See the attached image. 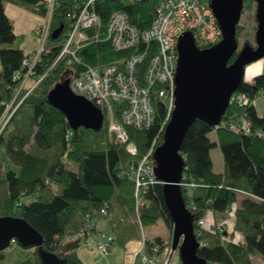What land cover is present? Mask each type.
I'll list each match as a JSON object with an SVG mask.
<instances>
[{
  "label": "trees",
  "instance_id": "16d2710c",
  "mask_svg": "<svg viewBox=\"0 0 264 264\" xmlns=\"http://www.w3.org/2000/svg\"><path fill=\"white\" fill-rule=\"evenodd\" d=\"M158 1L96 0L94 10L103 28L112 13L123 11L132 24L144 30L155 18ZM5 3L31 13H48L44 0H0V121L21 83L14 76L22 71V62L29 55L13 46L19 35L6 13ZM75 10L74 0H55L51 35L35 77L46 72L47 75L23 101H17V107L13 105V115L0 127V217L24 219L41 234L44 249L65 259V264H84L78 255L81 240L66 242L65 239L90 222L106 219L101 215L104 208L112 215L109 223L113 239L122 245L142 238L141 227L150 228L162 222L166 227L163 234L153 237L145 234L144 255L157 261L159 254L170 252L171 240L166 242L164 238L168 232L171 235L173 232L163 193L164 183L157 180L144 187L140 194L141 205L137 206L135 181L129 169L147 154L155 140L158 145L162 144L165 104L153 98L151 127L127 128L138 147L137 155L128 153L125 145L117 143L109 132L105 109H102L104 122L100 130L71 127L66 115L50 103L48 95L60 82L68 80L72 84L69 69L62 64L50 67L72 26L68 13ZM256 10L255 0H245L243 13H254L255 33ZM243 28L240 22L238 41ZM55 31H59L56 38L52 36ZM128 53L130 50L117 51L111 40L105 39L94 41L80 51L83 63L99 69L121 64L122 57ZM237 54L235 52L229 63ZM148 61L145 60L143 67ZM263 93L264 73L256 75L251 82L243 81L232 96L220 126L216 128L197 119L181 146L186 162L183 195L202 244L198 256L208 264H256L253 257L264 262V114L260 115L254 104ZM240 95L246 97V102H238ZM114 108L119 116L118 104L115 103ZM243 117L250 120L251 133L239 128ZM232 123L238 128L232 129ZM259 131L263 135H258ZM214 148H219L223 156L221 173L213 169L211 151ZM149 162L155 165L153 155ZM32 195L34 200L24 201L26 196ZM209 212L216 217V229L199 225ZM229 222L233 224L231 232L227 227ZM237 235L241 236L240 240H236ZM156 248H160V252H156ZM0 259L9 260V264H41L38 248H23L17 242L0 252ZM175 262L182 264L180 259ZM135 264L154 263H143L138 257Z\"/></svg>",
  "mask_w": 264,
  "mask_h": 264
},
{
  "label": "built area",
  "instance_id": "2783aa9c",
  "mask_svg": "<svg viewBox=\"0 0 264 264\" xmlns=\"http://www.w3.org/2000/svg\"><path fill=\"white\" fill-rule=\"evenodd\" d=\"M74 1L77 10L68 13L73 20L72 26L50 69L59 64L69 69V76L72 77V90L78 95L87 97L101 109H105L109 132L114 135L117 143L125 145L128 153L137 155L138 147L131 140L127 128L131 126L141 130L153 125V98L162 100L165 104L166 117L162 124V131H165L175 108L179 36L184 32H192L196 45L200 49L211 47L222 38V30L211 8L212 0H159L155 18L144 30L132 24L128 14L123 11L112 13L107 26L103 28L101 18L94 10L96 0ZM130 1L142 2L144 0ZM54 5L55 0L48 3V13L37 29L40 46L23 60L22 71L14 76V79L21 83L0 121L2 128L15 111L13 105L16 106L18 102L23 101L22 98L29 95L47 75L46 72L41 77H35L37 65L43 60L42 55L51 35ZM104 39L111 40L117 51L130 50V53L122 57L121 64H110L103 69L83 63L84 57L80 51L92 42ZM146 59L149 61L143 67ZM32 78H34V83L28 88L26 83ZM237 100L239 103H244L246 97L240 95ZM115 103L120 109L119 116L115 112ZM231 128L237 129L238 126L232 123ZM239 128L245 133H251L250 120L243 117ZM258 135L263 134L259 131ZM158 146L155 140L147 154L137 164H132L129 169L135 181L137 206L141 205L142 189L157 181L154 174L155 165L149 160ZM101 215L108 221L112 219V215L105 208L101 210ZM199 225L205 227V220H201ZM216 228L217 226L214 225L210 229ZM94 232H96V224L90 222L77 233L68 235L65 241L82 240ZM142 237V246L135 255L133 264L138 257L143 263L177 264L173 260L174 254L172 255L171 250L166 255L165 253L159 254L157 261L149 260L144 255L146 235L143 234ZM113 242V236H110L107 244H100L99 250L102 253L107 252ZM159 249L156 248L155 251L160 252Z\"/></svg>",
  "mask_w": 264,
  "mask_h": 264
},
{
  "label": "water",
  "instance_id": "95a60500",
  "mask_svg": "<svg viewBox=\"0 0 264 264\" xmlns=\"http://www.w3.org/2000/svg\"><path fill=\"white\" fill-rule=\"evenodd\" d=\"M257 30L256 44L246 42L239 48L237 26L245 0H212L211 8L222 30V38L211 47L200 49L193 33L188 31L178 39L176 100L164 139L154 152V174L163 182L167 209L173 221L172 255L178 252L182 264H208L198 256L201 243L195 233L194 216L187 207L183 189L185 158L181 154L183 140L197 120L218 126L229 108L232 96L245 81L248 64L264 58V0H255ZM59 31L52 36L56 38ZM238 52L232 63L230 59ZM51 104L60 109L73 129L83 126L100 130L104 113L83 95L76 94L68 80L60 82L49 93ZM23 248H38L41 264H65L66 260L47 251L43 238L24 219L0 217V252L13 243Z\"/></svg>",
  "mask_w": 264,
  "mask_h": 264
},
{
  "label": "rangeland",
  "instance_id": "374dc122",
  "mask_svg": "<svg viewBox=\"0 0 264 264\" xmlns=\"http://www.w3.org/2000/svg\"><path fill=\"white\" fill-rule=\"evenodd\" d=\"M7 14L14 25L15 32L19 35L15 41V47L21 48L25 53L31 52L40 46L39 35L37 31H34V26L36 22L44 19L37 16L35 13L25 11L14 5H7ZM253 14L243 13L240 22L244 24L243 31L239 37V48H241L247 40L256 44L255 32L253 31V24L255 23ZM261 64H264V58L255 61L246 66L245 70V81L246 78L253 80L255 77V69ZM33 81V79H30ZM29 81V80H28ZM251 82V81H248ZM32 83V84H33ZM27 84V83H26ZM260 114H264V95L260 94L254 101ZM215 160V159H214ZM215 168H218V163L215 161ZM32 196H26V202H29ZM98 221V220H97ZM96 232H94L88 239H82L80 247L78 249V255L84 264H133L135 260V255L138 253L142 246L143 237L134 239L128 242L126 245L120 244L118 241H114L110 245V249L102 253L99 250L100 244H107L108 239L112 236V227L108 220L101 219L98 221ZM109 226V228H108ZM166 227L162 222H159L156 226L150 228L141 227V234H146L148 237H153L155 235L163 234ZM172 235L168 232L165 236V241L169 242ZM174 261H179V254L176 252L173 256ZM256 264H264L258 257H253ZM9 260H1L0 264H9Z\"/></svg>",
  "mask_w": 264,
  "mask_h": 264
},
{
  "label": "crops",
  "instance_id": "0c3cea01",
  "mask_svg": "<svg viewBox=\"0 0 264 264\" xmlns=\"http://www.w3.org/2000/svg\"><path fill=\"white\" fill-rule=\"evenodd\" d=\"M47 4L48 3H50L52 0H44ZM7 5H14V4H12V3H5V10H6V13H7ZM14 6H16V5H14ZM16 7H18V8H21V7H19V6H16ZM21 9H23V8H21ZM23 10H25V9H23ZM25 11H28V10H25ZM30 12V11H29ZM37 16H39V17H41L42 19H45V16L46 15H40V14H37V13H35ZM42 22V20L41 21H39V22H36L35 23V26H34V31H37V29H38V27L42 24L41 23ZM36 50V49H35ZM35 50H33V51H31V52H28V54H30V53H32V52H34ZM260 73H264V64H261L259 67H256V69H255V76L256 75H258V74H260ZM247 79V82L248 81H252V80H250L249 78H246ZM33 81L32 80H29L28 82H27V87L29 88V87H31L33 84ZM256 107V106H255ZM256 110H257V112L260 114V112L258 111V109H257V107H256ZM260 115H262V114H260ZM211 156H212V160H213V169H214V171L215 172H218V173H221V172H223L224 171V163H223V156H222V153H221V151H220V149L219 148H214L212 151H211ZM215 159V160H214ZM215 161H217V163H218V168H215ZM29 197V196H28ZM35 199V196L34 195H32V198L31 199H29V201H32V200H34ZM24 201L26 202V199H24ZM98 221H100L101 219H97ZM97 220H95V224H96V228H97V225H98V221ZM205 220V222H206V225H205V228H208V229H210L211 227H213L214 225L216 226V217H215V215L212 213V212H209L208 214H207V216H206V218L204 219ZM227 227L229 228V230H230V232H231V230L233 229V224L231 223V222H229V223H227ZM108 228H109V226H108ZM91 236V235H90ZM89 236V237H90ZM89 237H86V238H84V239H88ZM241 239V236H239V235H237L236 236V240H240ZM171 242V241H170ZM80 243H81V241H80ZM167 254V253H166ZM81 259V258H80ZM83 262V261H82ZM84 263V262H83Z\"/></svg>",
  "mask_w": 264,
  "mask_h": 264
}]
</instances>
